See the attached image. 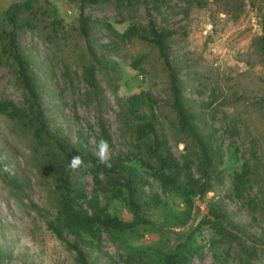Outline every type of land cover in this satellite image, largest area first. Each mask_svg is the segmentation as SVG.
Returning a JSON list of instances; mask_svg holds the SVG:
<instances>
[{
    "label": "rangeland",
    "instance_id": "374dc122",
    "mask_svg": "<svg viewBox=\"0 0 264 264\" xmlns=\"http://www.w3.org/2000/svg\"><path fill=\"white\" fill-rule=\"evenodd\" d=\"M12 1L0 0V25ZM169 3L171 6L162 4L158 9L153 2H140L127 9L116 0H97L84 3V12L110 22L118 32L130 23H146L148 19L176 31L169 43L170 57L196 124L204 132L212 131L214 143L222 147L221 178L187 206L177 192L164 191L145 173L139 196L143 213L153 223L105 232L97 264H110V257L123 264L127 256L132 257L129 264H142L140 255L143 260H160L170 248L183 257L180 264H264V244L258 242L264 234V210L253 220L232 192L233 174L245 157H251L252 141L264 166V61L258 47L264 0ZM80 5L81 0H34L33 10L21 17L32 22L19 30V43L30 60L49 128L73 144L85 137L95 151L94 131L101 117L115 152L126 149L129 139L119 118L117 99L148 90L159 102L158 125L182 160L189 141L176 129V115L168 104L167 70L156 47L137 38L120 42L101 24H95L90 42L108 60V67L97 70L104 95L101 104L97 103L84 79L91 57L78 30ZM53 17H59L60 27L51 23ZM139 56L144 58L138 61ZM21 93L13 67L0 57V97L22 105ZM233 125L237 129H232ZM231 130L234 135L229 134ZM31 131L22 120L0 114V156L14 169V174L7 176L0 170V264H78L73 252L47 226L57 203L47 162L54 147L39 143ZM192 169L197 174L195 162ZM83 179L90 193L91 178L86 174ZM215 204L222 205L229 219L245 229L238 232V240L223 237L207 220L212 218L208 209ZM109 210L121 218H132L121 199H112ZM253 243L256 249L250 252ZM85 249L92 260L93 253Z\"/></svg>",
    "mask_w": 264,
    "mask_h": 264
},
{
    "label": "trees",
    "instance_id": "16d2710c",
    "mask_svg": "<svg viewBox=\"0 0 264 264\" xmlns=\"http://www.w3.org/2000/svg\"><path fill=\"white\" fill-rule=\"evenodd\" d=\"M33 2L34 0H27L19 3L14 0L3 12L0 25V57L5 58L14 69L22 91L23 104L19 105L13 99L0 97V114L10 119L22 120L31 128L34 139L44 145H53V151L46 157L57 203L47 226L63 242L65 248L73 252L78 264H97L99 252L103 250L105 232H122L138 224L153 223L152 219L143 213L139 196L140 189L146 182L145 173L155 178L164 191L177 192L186 205L191 206L194 196L204 195L211 189L213 182L221 178L222 169L219 163L223 159V150L220 144L214 143L212 131L204 132L198 127L195 113L190 111L184 100L182 83L169 53L170 39L176 31L165 26L159 27L153 19H148L146 23H130L122 32H118L110 22L93 18L84 12V3L97 0H81L78 15V30L85 38L86 50L91 57L84 70V79L89 91L93 93L97 103L101 104L104 95L96 74L97 70L108 67V60L102 57L90 42L91 28L95 24H101L120 42L137 38L152 43L167 70L170 92L168 104L175 112L178 133H183L185 141H189L188 150L182 160L174 154L165 132L158 125L159 102L148 90L143 89L117 99L119 118L129 139L126 149L115 152L106 121L98 118V129L94 131V138L97 143L100 139L108 141L112 153L110 168L98 162L95 151L90 148L85 137L73 144L67 137L54 134L49 128L30 60L22 52L19 43V30L32 25L29 17L24 18L25 21L21 17L33 10ZM140 2H153L158 9L162 4L170 5L169 0H116L118 6L127 9ZM51 23L58 28L61 20L59 17H53ZM258 39V47L264 61V21ZM102 46L105 47L106 44ZM143 58L139 56L137 60L141 61ZM132 66L137 68L138 63H133ZM231 128L237 129L235 125ZM229 134L234 135L235 131L231 130ZM252 144L251 157H245L233 174L232 192L246 206L253 220H256L255 214L264 210V166L261 157L257 155L254 141ZM76 155L84 158V167L72 172L68 163ZM193 162L196 164L197 174L192 169ZM3 174L8 175L5 172ZM86 174L91 178L90 193L83 179ZM112 199H121L132 213V218L124 219L112 213L109 210V202ZM208 214L212 218L207 220L215 230L231 241L238 240V232L245 231L242 226L229 219L227 211L220 204L210 205ZM258 242L264 244L263 233ZM255 246L256 243H253L249 251L253 252ZM85 247L93 253L92 260L89 259ZM182 258L179 252L171 248L161 254L160 260H143L140 255L142 264H180ZM131 259L130 256L124 257L123 264H129ZM108 260L110 264H122L111 257Z\"/></svg>",
    "mask_w": 264,
    "mask_h": 264
},
{
    "label": "clouds",
    "instance_id": "9594fccd",
    "mask_svg": "<svg viewBox=\"0 0 264 264\" xmlns=\"http://www.w3.org/2000/svg\"><path fill=\"white\" fill-rule=\"evenodd\" d=\"M95 156L98 162L105 167H111V149L108 141L100 139L98 144L95 146ZM6 157L0 156V166H2V171L8 173L9 175L14 174V169L11 165H8L6 162ZM84 167V158L80 155H76L69 160L68 168L72 172H76Z\"/></svg>",
    "mask_w": 264,
    "mask_h": 264
},
{
    "label": "water",
    "instance_id": "95a60500",
    "mask_svg": "<svg viewBox=\"0 0 264 264\" xmlns=\"http://www.w3.org/2000/svg\"><path fill=\"white\" fill-rule=\"evenodd\" d=\"M19 3H24L26 2L27 0H17Z\"/></svg>",
    "mask_w": 264,
    "mask_h": 264
}]
</instances>
